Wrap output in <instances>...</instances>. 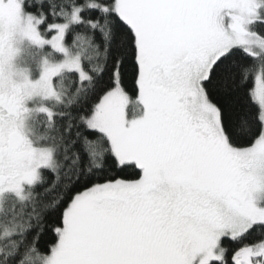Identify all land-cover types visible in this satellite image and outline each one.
Masks as SVG:
<instances>
[{
	"label": "snow or ice",
	"instance_id": "obj_1",
	"mask_svg": "<svg viewBox=\"0 0 264 264\" xmlns=\"http://www.w3.org/2000/svg\"><path fill=\"white\" fill-rule=\"evenodd\" d=\"M261 190L264 0H0V264H264Z\"/></svg>",
	"mask_w": 264,
	"mask_h": 264
},
{
	"label": "rangeland",
	"instance_id": "obj_2",
	"mask_svg": "<svg viewBox=\"0 0 264 264\" xmlns=\"http://www.w3.org/2000/svg\"><path fill=\"white\" fill-rule=\"evenodd\" d=\"M48 49L45 48L43 51L46 52ZM20 62L23 63L26 61V66L29 69V76L31 79H37L40 75V68L38 66V55H33V53L27 48V46H22V51L20 53ZM254 197L256 198L257 203L260 206H264V190H261L254 194Z\"/></svg>",
	"mask_w": 264,
	"mask_h": 264
},
{
	"label": "trees",
	"instance_id": "obj_3",
	"mask_svg": "<svg viewBox=\"0 0 264 264\" xmlns=\"http://www.w3.org/2000/svg\"><path fill=\"white\" fill-rule=\"evenodd\" d=\"M54 57L58 58V55L54 54ZM126 87L130 93L134 92V86H133V81H132L131 77H129L128 80H126Z\"/></svg>",
	"mask_w": 264,
	"mask_h": 264
}]
</instances>
